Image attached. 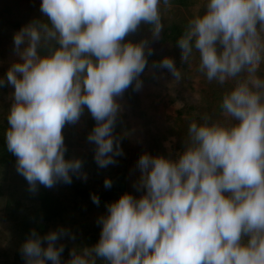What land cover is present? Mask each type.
Masks as SVG:
<instances>
[{"label":"clouds","instance_id":"9594fccd","mask_svg":"<svg viewBox=\"0 0 264 264\" xmlns=\"http://www.w3.org/2000/svg\"><path fill=\"white\" fill-rule=\"evenodd\" d=\"M161 4L170 0H42L47 22L34 20L14 35L20 62L7 72L14 92L5 137L30 190L71 183L70 173L80 172L79 159H65L62 129L85 106L96 121L87 139L98 166L123 155L113 135L121 110L115 98L133 81L141 87L148 44L125 37L144 23L159 38ZM177 46L183 63L199 54L209 82L232 81L220 104L225 119L192 121L175 160L142 154L135 187L143 194L107 205L99 241L73 248L66 264H264V78L257 75L264 0H206ZM158 66L181 79L171 58ZM67 235L61 228L42 238L33 230L21 248L26 264H61L64 246L56 242Z\"/></svg>","mask_w":264,"mask_h":264},{"label":"trees","instance_id":"16d2710c","mask_svg":"<svg viewBox=\"0 0 264 264\" xmlns=\"http://www.w3.org/2000/svg\"><path fill=\"white\" fill-rule=\"evenodd\" d=\"M187 24V19L173 17L167 26L163 25L166 34L159 38L158 49L151 50V55L148 54L158 72V77L152 80L154 83L140 79L141 87L136 90L133 81V86L121 97L115 98L121 110L116 118L113 135L119 141L120 148L128 155L127 170L131 174L135 171V176L140 175L137 167L139 157L144 153L156 156L154 144H158L156 140L165 138L168 131L176 138L177 144L184 148L189 124L192 121L202 122L205 114L211 117L212 112H222V95L232 87V81L223 86L216 81L209 82L205 74L198 70V53L194 52L187 63L181 61L177 40ZM150 35L151 25L141 23L136 32L125 37L124 42L139 43L147 40ZM13 50L16 52L15 47ZM165 57L171 58L180 71L179 81L175 80L169 70L158 66ZM257 75L264 78V63L260 65ZM148 84L153 86L149 88ZM130 88H133L134 94L130 93ZM151 89L155 92L152 91L149 95L147 92ZM147 96L151 97L146 100ZM178 98H182L183 103L178 109L174 125H168L163 108ZM8 113L9 108L0 103V205L5 218L14 223V230L22 239L21 245L30 238L33 230L43 238L49 232L63 228L74 239L66 244L60 259L65 255L70 257L73 248L93 247L99 241L102 230V224L97 222L99 215H107V205L117 201L125 193L129 194L128 182L120 176L112 188H105L104 181L94 180L95 160L86 153L69 152L65 159H79L82 162L80 171L88 173L90 177L84 179L79 173H70L71 183L58 181L51 188L38 183L35 191L30 190L28 181L17 171L16 156L7 148L5 132L9 128ZM80 118L84 125L94 120L86 106ZM160 128L163 131H159ZM7 180L11 181L7 186L2 184ZM93 195L99 198L98 205L93 203ZM91 215L94 217L89 220ZM21 248L22 246L15 251L14 258L26 262ZM97 264L106 262L98 259Z\"/></svg>","mask_w":264,"mask_h":264},{"label":"rangeland","instance_id":"374dc122","mask_svg":"<svg viewBox=\"0 0 264 264\" xmlns=\"http://www.w3.org/2000/svg\"><path fill=\"white\" fill-rule=\"evenodd\" d=\"M179 1H182V3L179 4ZM41 3L42 0H0V80H4L5 82L4 86L0 87V103L9 108V110L11 104L13 103L12 94L14 92V88L7 83V72L14 63L20 62V60H16L19 59L16 52H13L15 47L13 38L22 27L28 25L34 20H42L47 22V18L41 12ZM205 3L206 0H170V7L168 8H165L163 4H161L162 24L167 26L168 22L173 17L185 18L189 21L196 14L203 13V5ZM142 34L146 35L144 31H142ZM163 34H166L164 29L161 32L160 37ZM159 38H154L151 32L150 37L146 40L148 42L145 48L147 63L143 73L139 77V79H142V81L148 80L151 83L153 82L152 80L158 77V72L152 65L153 59L148 56L147 52L149 49H158L160 45ZM41 54H43V52ZM148 85L149 88L153 86L150 84ZM152 89L148 90L147 93L149 95H151L153 91ZM153 92H155V90ZM130 93L134 94L133 88H130ZM149 97L151 96H147L146 100H148ZM182 103L183 99L178 98L173 103L168 104L163 108L164 116L166 117V122L168 125H174L178 109ZM211 118L213 120L225 119L221 111L220 113L217 111L212 112ZM95 125L96 121L94 120H90L88 125H84V123L81 121V118L75 124H65L62 129V135L64 137V144L66 147L65 156H69V152L77 154L86 153L95 160L96 145L93 142H89L87 139ZM159 131H163V128H160ZM168 132L169 134H167L165 138L162 140H156L158 144H154V150L157 152L156 156H164L165 158L175 160L177 159L178 154L182 152L184 148L178 145L176 138L170 134V131ZM122 152L123 155L114 157L116 163L110 164L105 168L99 167L95 160V168L93 172L94 180L105 182L106 179H109L112 185L110 188H112L115 185V180L122 176L125 178V181L128 182L129 194L139 198L143 194V191H138L135 185L138 182L141 173L140 175L137 174V176H135V171H133L131 174L129 170H127L129 165L128 155L125 151L122 150ZM79 175L82 177L86 176V178L90 177V175L84 171H80ZM10 182L7 180L2 184L7 186V184ZM99 216L101 217V214ZM85 217L87 218L88 216ZM93 217L94 216L91 215V217L89 216L88 219L90 220V218ZM13 224V222L5 218L3 209L0 205V264H26V262L19 261L14 258L15 251H17L22 246V239H20L21 237L19 233L14 230L15 227ZM72 239L73 238L68 234L67 236L59 239L56 242V246L59 247L60 245H63L66 247V244L71 242ZM44 246L46 247L47 245L44 244ZM68 260H70V257L65 255L61 258V264H66ZM45 264L51 263L46 261Z\"/></svg>","mask_w":264,"mask_h":264}]
</instances>
